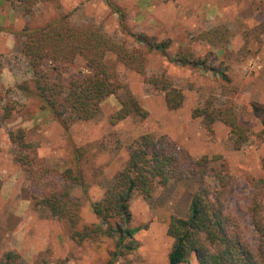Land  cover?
<instances>
[{
	"label": "rangeland",
	"instance_id": "rangeland-1",
	"mask_svg": "<svg viewBox=\"0 0 264 264\" xmlns=\"http://www.w3.org/2000/svg\"><path fill=\"white\" fill-rule=\"evenodd\" d=\"M110 1L124 13L122 23L105 0H54L37 5L31 16H24L20 9L0 0V107L7 103L14 108L11 117L0 123V258L6 252H16L20 264H168L172 239L167 236V225L172 216H187L192 191L183 182L171 181L156 189L148 200L134 195L131 226L144 227L135 235L138 249L113 262L112 239L102 236L95 242L77 243L66 222L33 205L31 196L39 195L40 189L14 160L17 148L8 138L9 131L19 128L24 130L25 141L41 164L58 173L74 166V150L85 149L80 162L83 189L56 177L58 184L81 202L75 230L97 223L91 204L103 197L105 188L128 160L133 143L150 134L173 143L178 154L194 159L207 156L218 170L223 165L231 179L227 211L255 247L257 236L248 209L254 195L264 196L258 183L264 179V135H260L258 114L264 106V33L257 30L264 25V0ZM59 16H68L76 26L99 27L108 38L128 49H144L134 43L130 33L146 35L157 43L168 39L167 54L171 59L179 49L189 47L193 56H207L208 67L223 72L226 80L209 70L180 67L171 59L149 52L146 76H167L184 95L179 109H167L163 93L145 84L143 76L119 65V80L147 111V118L130 116L111 125L109 117L118 110L119 102L110 96L94 120L69 124L65 135L50 112L40 110L35 100L25 98L17 89L19 83L32 79V73L15 33L26 25L43 27ZM222 25L231 33L225 46L217 48L195 41L202 31ZM77 72H85L81 59H76L63 76L68 78ZM210 96L216 97L219 104L233 100L249 127L248 144L239 151L232 148L224 124L214 123L209 133L202 119L192 118V111ZM187 264L198 263L191 257Z\"/></svg>",
	"mask_w": 264,
	"mask_h": 264
},
{
	"label": "trees",
	"instance_id": "trees-1",
	"mask_svg": "<svg viewBox=\"0 0 264 264\" xmlns=\"http://www.w3.org/2000/svg\"><path fill=\"white\" fill-rule=\"evenodd\" d=\"M9 7L21 10L24 16H31L37 5L54 0H4ZM110 11L118 15L120 23L124 13L110 0H105ZM264 33V25L257 27ZM135 44L140 47L128 49L108 38L92 24L76 26L68 16H59L43 27L26 25L15 39L21 43V55L25 59L32 79L17 85L27 99L38 103L40 110H47L67 134L68 125L75 121L88 122L100 113L101 104L115 96L119 108L109 117L115 125L130 116L146 119L148 113L132 95L129 87L119 80L117 67H122L143 76L144 83L163 93L169 110L179 109L184 102L182 91L176 88L164 74L146 76L147 54L156 52L166 59L170 41L157 43L143 34H132ZM231 33L225 26H216L202 31L195 41H204L212 47H222L229 42ZM109 58H112L110 60ZM81 59L85 72L63 74ZM177 66L206 69L226 80L223 72L208 67V57H195L189 47L179 49L170 60ZM13 106L0 107V123L11 117ZM264 135V106L259 111ZM192 118L202 119L206 131L212 133L213 124L220 122L228 129V140L235 151L248 144L251 136L249 127L242 121L236 104L227 99L219 104L210 96L192 111ZM11 144L16 146L14 160L20 164L31 183L40 189L39 195H32L34 206L45 209L53 218L66 222L71 238L77 243L95 242L100 237L114 241L112 261L133 255L137 249L135 235L144 227H132L130 205L134 195L151 198L153 192L166 187L171 181L191 186L188 214L185 218L172 216L167 225V236L172 239L167 254L168 264H187L194 257L198 264H264V196L254 195L248 209L257 245L252 247L246 238L244 228L227 211L226 203L230 192L231 179L220 166H212L207 156L190 158L178 154L175 145L164 137L155 138L150 134L140 136L131 146L128 160L115 174L103 197L92 203L90 210L97 223L84 226L77 231L80 220L81 202L65 187L58 184L56 177L66 184L84 188L81 176V159L85 149L74 150V166L58 173L44 167L37 154L30 151L22 129L8 132ZM259 186L264 189V179ZM112 262V263H113ZM0 264H20V255L6 252Z\"/></svg>",
	"mask_w": 264,
	"mask_h": 264
}]
</instances>
